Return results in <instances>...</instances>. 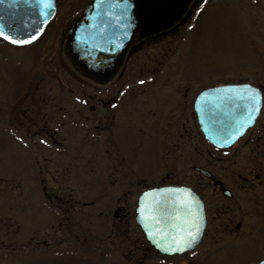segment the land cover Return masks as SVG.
Returning a JSON list of instances; mask_svg holds the SVG:
<instances>
[{
    "label": "rangeland",
    "instance_id": "rangeland-1",
    "mask_svg": "<svg viewBox=\"0 0 264 264\" xmlns=\"http://www.w3.org/2000/svg\"><path fill=\"white\" fill-rule=\"evenodd\" d=\"M86 1L57 0L55 17L30 47L12 46L0 38V264H138L148 251L134 221L141 189L138 168L150 180L157 181L170 168L176 183L186 181L189 163L158 162L152 146L147 157L138 159V146L131 141L134 129L111 125L113 118L119 125L123 121L112 115L117 107L107 106L109 92H96L62 69V33ZM242 80L264 86V0H204L181 32L144 47L118 83L130 85L122 106L136 97L153 96L160 85L175 91L165 108L171 114L151 112L163 108L168 93L161 90L162 99L158 96V103L144 110L140 105L133 108L135 101L129 104L128 117L144 134L145 129L148 133L160 128L148 138L151 144L156 138L172 139L171 128L173 142L178 141L182 124H191L196 145L202 138L191 113L194 95L209 85ZM142 110L148 113L139 123ZM93 115L103 118L95 120ZM263 163L255 161L262 173ZM231 245L235 247L223 255L171 260L150 255L144 264L258 260L264 223Z\"/></svg>",
    "mask_w": 264,
    "mask_h": 264
},
{
    "label": "water",
    "instance_id": "water-1",
    "mask_svg": "<svg viewBox=\"0 0 264 264\" xmlns=\"http://www.w3.org/2000/svg\"><path fill=\"white\" fill-rule=\"evenodd\" d=\"M198 1L88 0L69 22L62 38L64 53L74 68L63 58L61 64L79 81L87 82L85 76L104 83L117 72L129 48L131 54L145 43L178 33ZM55 9L56 0H0V29L15 40L27 42L13 43L1 37L15 45L35 41ZM33 36L35 39H31ZM136 39L139 42L132 44ZM248 85L251 84L217 85L198 95L195 109L200 127L212 142L231 145L254 124L261 108V93L257 87ZM135 214L146 238L166 254L193 249L200 242L206 223L203 201L185 186L155 187L143 192ZM189 223L196 227V238L190 247L177 252L164 251L170 244L176 246L173 240ZM255 264H264V257Z\"/></svg>",
    "mask_w": 264,
    "mask_h": 264
},
{
    "label": "flooded vegetation",
    "instance_id": "flooded-vegetation-1",
    "mask_svg": "<svg viewBox=\"0 0 264 264\" xmlns=\"http://www.w3.org/2000/svg\"><path fill=\"white\" fill-rule=\"evenodd\" d=\"M201 2L203 3L204 0ZM154 44L156 43L145 44L140 49L134 51V53H132L130 56L127 55L117 73L105 84L88 85V87H90L92 90L94 89L96 92H109L108 95L110 96L106 101L107 106L110 108L117 107L112 111V115H119L123 121V124L119 125L118 123L120 120L113 118V121L110 120L111 125L117 128H122L123 125L131 126V129H134V135L133 133L131 134V141L133 145L136 144L138 146V159L142 160L143 158L147 157L152 146L154 152L156 153L155 159L158 158V162H160L159 159H166L167 163H173L176 159H180L181 162L189 163V171L185 172L184 174L186 181L180 183H176L174 181L176 178L170 168L167 169L157 181H155L154 178L151 180L150 178H147L148 174L143 173V170L138 168V172H141L139 173L141 174V179L137 182L139 185H141L138 195L142 191L155 186L175 184L189 186L199 194L200 198L204 202L206 224L203 237L196 248L179 255L168 256L161 254L150 245V243L145 239L143 231L134 219L135 226L141 233V244H146V247H148V251H145L143 255L140 256L138 264H144V258L146 259L150 255H156L157 258H162L164 260H171L177 256H189L192 254H196L197 259L208 257V255L213 254L223 255L225 251H230L235 247L231 245L232 243H235L236 241H242L246 236L253 234L258 225L264 223V168L262 173V170H257L255 167L256 160L259 159V163L261 164L262 159L264 162V119L262 121L260 120L263 117L262 113L264 114V86L260 85L262 90L263 107L258 118L256 119L255 124L250 127L245 132V134L240 137L232 146H216L209 142L202 134L198 126L197 115L194 109V100L198 92L193 97L191 113L193 114L194 121H196L194 124L200 132V137L202 140L199 139L200 142H195L194 144L196 145H192L191 124L188 127H186L185 124H182L183 132L180 133V139H178V141L173 142L175 138L173 128H171V133H169V135L173 137L172 139L161 140L156 138L154 139L155 142L151 144L148 142V138L153 135L155 136V131L160 130V128H157L158 126H156L157 123H153L156 127L151 130L149 129L148 133L146 132V129L145 134L142 133L139 131V128H134L136 121L131 119V116L128 117L132 110L127 111V106L135 101L136 103L133 108H135L136 105H140L144 110L146 105L158 103V96L161 98L160 91L164 90V88L160 85L156 88V91L152 93L153 96L136 97V100L132 99L127 105L122 106V97L127 93V89L130 87V85L128 84L124 87V84H120L118 82L122 78H126V70L130 61L140 51H142L144 47ZM148 79H151L153 82L155 77L150 76ZM151 80H149L150 83ZM136 82L139 84L138 81ZM114 86H118L119 88H114ZM151 86L154 85L152 84ZM111 88H114V90L112 91ZM164 91H166L170 97L168 94L165 96L166 101H164L163 106H161L163 108H156V110L151 112L156 111L157 114L161 115L162 111L165 112L166 106L171 105V100L175 97V91ZM143 110L142 112H138L140 114L139 123H142L143 121L142 114L148 113L147 111L143 112ZM165 114L171 113L165 112L163 113V116H165ZM151 117L152 115H150L148 118ZM102 118V116L101 118H97L95 115H93V119L95 120H101ZM146 124V126L153 127V124L151 123ZM152 131H154V133H152ZM136 135H140L141 137ZM245 137H247L246 140ZM126 140L127 139H125V141ZM198 144L199 149H197ZM193 146L196 149H194ZM178 148L184 149L181 150V153L176 154V150ZM239 159L241 162L237 163ZM235 160L236 163H234ZM229 163L236 165L234 168H231ZM120 207L121 211L127 210L123 206ZM119 222H125L126 224L128 223L126 219L122 220V218L119 219ZM137 238L140 240L139 237ZM263 253L264 245L262 250L259 252V255L262 256ZM255 258L256 257H253L252 260L240 264H253L256 262L257 258ZM189 264L194 263L190 261Z\"/></svg>",
    "mask_w": 264,
    "mask_h": 264
},
{
    "label": "snow or ice",
    "instance_id": "snow-or-ice-1",
    "mask_svg": "<svg viewBox=\"0 0 264 264\" xmlns=\"http://www.w3.org/2000/svg\"><path fill=\"white\" fill-rule=\"evenodd\" d=\"M39 33H37L38 35ZM0 36H4L6 39L11 40L13 43H26L27 41L23 40H15L13 39L12 36L6 35L2 29H0ZM31 39H35V36L31 37ZM248 88H251V85L246 86ZM253 92L255 90L253 89ZM251 99L255 100V96H252ZM141 212H143V207L141 208ZM195 231L196 227L194 223H189L188 228L182 232L180 236L175 238L173 240V244L176 246H172L171 244L164 249V251H169V252H177V251H183L185 247H190L191 241L194 240L195 237ZM149 235H152L150 232ZM159 247V245H157Z\"/></svg>",
    "mask_w": 264,
    "mask_h": 264
}]
</instances>
